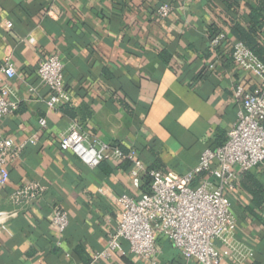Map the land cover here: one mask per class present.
I'll list each match as a JSON object with an SVG mask.
<instances>
[{"label":"crops","instance_id":"1","mask_svg":"<svg viewBox=\"0 0 264 264\" xmlns=\"http://www.w3.org/2000/svg\"><path fill=\"white\" fill-rule=\"evenodd\" d=\"M165 2L174 9L162 20L156 10ZM211 28L233 39V30L241 28L264 45V0H0V65L7 56L15 63L11 85L21 99L19 109L0 121V139L20 144L36 136L10 164L8 183L0 184V211L7 213L0 222V264H93L122 218L119 196L139 197L149 189L145 180L134 187L128 159L89 168L61 150V137L74 121L164 174L188 172L204 150L226 141L241 107L234 88L252 89L257 80L228 51L209 70L215 59ZM51 54L64 63L70 97L53 108L50 89L38 76ZM234 170L236 236L254 251L243 264H264V163ZM32 181L46 193L30 205H15L14 188ZM56 204L70 218L60 247L52 219ZM156 243L157 264H199L162 234ZM123 245L95 264H151Z\"/></svg>","mask_w":264,"mask_h":264},{"label":"built area","instance_id":"2","mask_svg":"<svg viewBox=\"0 0 264 264\" xmlns=\"http://www.w3.org/2000/svg\"><path fill=\"white\" fill-rule=\"evenodd\" d=\"M173 9L172 3H162L156 15L166 20ZM12 26V21L8 20L6 27ZM28 41L34 43L35 38L31 36ZM211 46L215 50V59L209 64V70H215L224 52L228 51L237 65L256 78L257 84L249 90L236 85L234 95L241 99L236 123L226 141L217 148L204 150L198 164L188 172L164 174L149 169L135 153L126 154L97 136H90L77 121L62 135L60 149L72 152L85 166L96 168L106 159L117 162L125 158L131 162L130 176L135 188L140 187L144 176L151 180L149 191L141 196L128 193L119 196L122 218L107 246L93 255V264L123 251V242L137 258L157 264L160 254L156 243L158 233L165 236L186 260L193 259L199 264H223L226 259L231 264H243L254 255L250 244L236 236L231 199L238 181L234 166L249 171L264 163V62L242 41L230 38L224 31L218 32ZM16 75V65L7 56L0 65V121L20 107L21 99L11 85ZM38 76L50 89L48 103L52 108L70 98L64 84V63L57 54L41 61ZM39 122L41 126L46 125L44 118ZM35 142L36 136L20 144H15L11 138L0 139L1 185L8 183L10 164L19 158L21 150ZM46 191L40 182L32 181L14 188L11 199L17 206L30 205ZM6 217L7 213L0 211V222ZM52 219L59 236L56 246L60 247L70 223L69 213L61 204H56Z\"/></svg>","mask_w":264,"mask_h":264},{"label":"trees","instance_id":"3","mask_svg":"<svg viewBox=\"0 0 264 264\" xmlns=\"http://www.w3.org/2000/svg\"><path fill=\"white\" fill-rule=\"evenodd\" d=\"M256 17L259 19L260 15L256 14ZM211 29L212 30L210 31V41H212V39L220 31V30H216V29H213V28H211ZM233 32L236 35V37H237L236 39L237 40H240V41L242 40L244 42V44L247 45L259 57V59L264 62V45L261 44L258 41V38H257L256 34L252 35L250 31H249L250 32L249 33V32H246V31L242 30L241 28H238L236 31L233 30ZM149 169H151V168H149ZM144 180L146 182H148V184H150L151 180H150V178L148 176H144L143 177V181ZM147 191H149V189ZM252 193L255 195V197L257 196V191L256 190H252ZM258 203L261 204V201L258 202Z\"/></svg>","mask_w":264,"mask_h":264}]
</instances>
